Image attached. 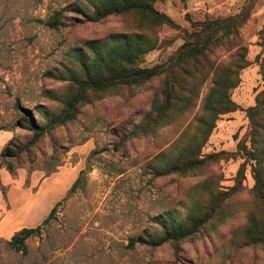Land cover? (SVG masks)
<instances>
[{
    "label": "rangeland",
    "instance_id": "rangeland-1",
    "mask_svg": "<svg viewBox=\"0 0 264 264\" xmlns=\"http://www.w3.org/2000/svg\"><path fill=\"white\" fill-rule=\"evenodd\" d=\"M248 1L156 0L154 7L178 28H156L154 48L133 65L162 64L195 29L194 23L235 15ZM87 3L0 0V220L9 210L0 225V264H264V247L243 242L248 216L259 210L252 192L255 160L247 108L264 89V0H255L237 36H227L210 55L217 65L229 63L237 50V43L228 45L230 39L242 38L248 65L239 70L238 85L229 92L235 110L218 116L200 148L201 168L163 173L196 133L212 74L194 105L152 133L131 136L153 97L161 95L163 75L142 86L92 94L75 119L45 131L28 152L1 156L6 146L28 145L32 139L33 132L19 124L23 115L44 124L63 110L59 99L73 88L68 72L79 67L74 54L88 52V41L138 31L132 14L90 20ZM58 10L64 25L51 28L39 21ZM224 194L229 196L223 200ZM214 199L224 216L215 214L177 250L168 242L155 247L129 243L132 237L159 233L158 217L169 213L180 221L190 208L204 209ZM37 225L40 233L25 241V254L9 246L15 231Z\"/></svg>",
    "mask_w": 264,
    "mask_h": 264
},
{
    "label": "trees",
    "instance_id": "trees-1",
    "mask_svg": "<svg viewBox=\"0 0 264 264\" xmlns=\"http://www.w3.org/2000/svg\"><path fill=\"white\" fill-rule=\"evenodd\" d=\"M156 0H88L90 9L85 12L90 20L98 21L109 15L132 14L137 17L135 33L111 34L104 40L88 41V52L74 54L78 69L70 70L69 87L71 92L63 95L59 100L63 104V110L47 117L42 124L28 115H23L20 126L33 132V137L28 145H8L1 156L16 157L23 151L28 152L30 145L34 144L45 131L50 130L58 123H64L76 118L79 106L91 100L92 94L104 95L111 88L117 86L138 87L147 81L163 75V87L161 95H155L151 101L149 111L141 122L133 129L131 136L154 132L160 126L174 122V120L194 105L199 97L200 90L206 79L212 74V80L206 93L201 99V115L196 119L197 130L189 141L182 145L173 159L164 166V174L179 173L188 174L202 167L204 157H199L201 146L208 139L215 121L220 114L235 110L236 104L230 98V90L238 85L239 70L246 67V47L244 41H229V46L237 43L236 51L230 56L229 63L217 65L211 59L214 48L227 36H237V28L249 17V12L255 0H249L241 9L232 16L226 18L204 19L193 24L195 29L188 34L184 42L175 50L169 59L162 64L150 67L133 65V61L142 54L153 49L155 40L152 33L163 24L177 27L178 25L164 12L154 7ZM83 11L86 9L80 6ZM61 10L55 11L45 21L39 19L51 28L64 25L60 20ZM264 50V44H262ZM16 108H20L19 101H15ZM41 111V110H40ZM251 123L249 135L252 153L255 160L254 186L252 192L258 200V213L250 214L244 228V240L246 245H261L264 247V89L256 96V103L247 108ZM2 127H0V130ZM9 172L12 171L11 163L7 164ZM75 184V183H74ZM74 184L70 188L72 190ZM229 194H224L226 199ZM55 205L50 209L45 223L53 213ZM221 215L220 202L217 199L204 209L196 207L189 209L184 217L178 221L167 214L165 219L161 216L156 220L161 225V231L149 237H132L131 245L147 244L159 246L170 243L177 250L180 242L192 238L199 233L205 225L215 217ZM41 225L36 227H22L15 231L8 244L11 248L27 252L25 241L34 235H39Z\"/></svg>",
    "mask_w": 264,
    "mask_h": 264
},
{
    "label": "crops",
    "instance_id": "crops-1",
    "mask_svg": "<svg viewBox=\"0 0 264 264\" xmlns=\"http://www.w3.org/2000/svg\"><path fill=\"white\" fill-rule=\"evenodd\" d=\"M9 210L4 214L3 218L0 220V225L3 223V221H5V219H7L9 216Z\"/></svg>",
    "mask_w": 264,
    "mask_h": 264
}]
</instances>
